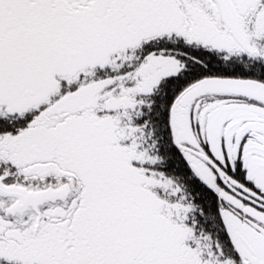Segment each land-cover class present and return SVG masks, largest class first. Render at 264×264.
<instances>
[{
  "label": "snow or ice",
  "instance_id": "obj_1",
  "mask_svg": "<svg viewBox=\"0 0 264 264\" xmlns=\"http://www.w3.org/2000/svg\"><path fill=\"white\" fill-rule=\"evenodd\" d=\"M0 264H264V0H0Z\"/></svg>",
  "mask_w": 264,
  "mask_h": 264
}]
</instances>
